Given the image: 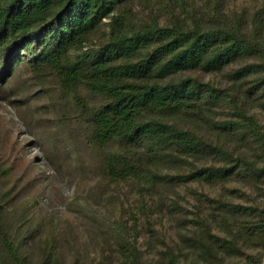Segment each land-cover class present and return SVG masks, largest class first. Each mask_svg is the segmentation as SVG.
<instances>
[{
	"label": "trees",
	"instance_id": "16d2710c",
	"mask_svg": "<svg viewBox=\"0 0 264 264\" xmlns=\"http://www.w3.org/2000/svg\"><path fill=\"white\" fill-rule=\"evenodd\" d=\"M149 1L0 0V81L24 72L68 112L64 142L86 146L99 175L91 199L124 213L104 223L119 264H148L144 229L158 256L150 264H233L245 248L263 251L248 264H264V206L209 198L185 260L151 222L178 186L264 190V4L249 13L224 0H169L161 22L143 10ZM9 196L0 185V264H31L30 207H10ZM54 248L39 264H53Z\"/></svg>",
	"mask_w": 264,
	"mask_h": 264
},
{
	"label": "rangeland",
	"instance_id": "374dc122",
	"mask_svg": "<svg viewBox=\"0 0 264 264\" xmlns=\"http://www.w3.org/2000/svg\"><path fill=\"white\" fill-rule=\"evenodd\" d=\"M224 1L225 10L249 13L264 4V0ZM142 8L146 13L152 10L163 22L170 17L174 2L150 0ZM44 88L45 83L21 71L10 80L0 81V185L9 192L7 205L30 207L37 237L30 242L28 261L39 264L44 248L53 241V264H73L76 258L78 264H119L113 252L115 240L104 223L124 213L115 209L113 202L98 204V200L91 199L99 182L92 154L82 144L73 152L75 144L64 142L59 114L67 111L64 106L57 107L54 95L43 93ZM162 196V211L154 214L151 222L161 239L183 250V260L192 254L184 244L185 236L200 228L194 220L200 209L210 205L209 198L264 206V190L255 183L239 181L225 187L190 183ZM174 202L178 206L170 208ZM141 234L139 244L150 264L158 256L146 243L150 233L144 229ZM158 245L157 249H163L162 243ZM261 252L259 248H245L229 263L248 264V257H258Z\"/></svg>",
	"mask_w": 264,
	"mask_h": 264
}]
</instances>
